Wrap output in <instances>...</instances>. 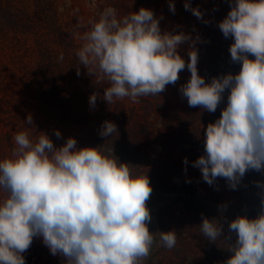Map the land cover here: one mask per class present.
Returning <instances> with one entry per match:
<instances>
[{"label":"rangeland","instance_id":"1","mask_svg":"<svg viewBox=\"0 0 264 264\" xmlns=\"http://www.w3.org/2000/svg\"><path fill=\"white\" fill-rule=\"evenodd\" d=\"M223 4V0H51L38 15L44 23L49 12L54 30L46 27L42 36L11 31L5 33L6 39L0 37V98L12 99L7 113L0 111L1 124L5 131L17 124L13 143L21 148L16 154L6 151L7 157L18 159L13 164L15 176L0 172V216L12 219L14 247L36 246L35 251L27 248L24 258L11 252L6 264H264V138L255 139L259 152L244 154L234 128L238 119L224 123L210 114L201 116L210 109L206 89L215 72L211 67L223 61L214 60L207 35L222 48L233 45L227 36L230 21L214 19L213 12L222 11ZM13 36L23 41H13ZM40 50L59 54L61 87L70 90V99L76 97L68 114L56 113L39 97L32 80L42 63ZM75 53L82 54L85 63L73 57ZM80 70L83 73L77 75ZM104 88L119 95L128 109L126 128L113 127V136L120 139L112 161L105 141L87 136L101 127L94 124L98 117L94 102ZM19 91H32L28 115L16 109ZM104 99L109 101L108 96ZM193 104L201 115L189 114ZM134 107L139 117H132ZM84 144L100 150L103 169L85 159ZM149 144L162 160L171 157L177 162L170 164V159L157 164L163 168L154 167L148 157L135 154L153 151H147ZM20 153L29 157L23 160ZM33 158L39 164L51 160L54 172L47 183L49 197L38 192L40 202L34 209L27 205L37 178L32 180L31 169L26 175V169L39 168ZM24 174L29 184L22 181ZM151 182L165 186L159 189ZM51 184L56 185L54 205ZM67 190L74 191L73 205L57 197ZM187 193L198 198L204 213L185 210L180 199ZM165 208L167 226L162 231L158 213ZM26 220L34 222V229Z\"/></svg>","mask_w":264,"mask_h":264},{"label":"trees","instance_id":"2","mask_svg":"<svg viewBox=\"0 0 264 264\" xmlns=\"http://www.w3.org/2000/svg\"><path fill=\"white\" fill-rule=\"evenodd\" d=\"M50 3L51 0H0V37L6 39L7 34L5 33L11 31H13V33L16 35L21 34L24 36L26 34H35L37 36H42L44 35L43 32L46 27H48L50 30H54V24L49 19L52 17V15L49 14V12L45 13V17H43V19H47L48 23H42L40 21L42 17L38 15L39 11H41V9L45 10L46 7H49ZM223 3L224 4L222 5V11H220L219 9V11L213 12L215 14L214 19L218 20L219 18H222L230 21L229 24L231 25L229 30L227 31V36L230 37L229 41H232L233 45H222L225 46L222 48L219 44H217L218 40L214 39L213 37L208 38L207 35L206 45L208 46V50L213 53L212 55L214 56V60H217L220 57L223 61H218L217 63L215 62L217 66L211 67L210 72L214 70L215 72H212L211 83H209L208 88L206 89L207 94L211 99V104H208L210 107L209 111L207 113L205 112L204 115H206L203 116L199 111L196 110L197 108L193 104L190 105L189 114H199L202 117H207V114H210L208 117H217L219 121H222L224 123L228 122V120L233 121L235 119H238L239 121L235 123L234 128H236L239 142L240 144H242L241 151L244 154L250 153V155H255L257 152H259L256 145L254 144L256 137H259L260 139L264 138V47L259 49V47L257 46L258 43L264 44V0H223ZM193 5H195V3H193ZM32 11L35 13H33ZM235 13L237 14V21H235L234 18V15H236ZM12 40L22 42L23 38L13 36ZM205 52V50H202V56L206 58ZM39 54L42 63L40 67L34 70L33 74L35 75V79L32 80L38 88V92L40 94L39 97H42L46 103L53 107L56 110V113L62 111L68 114L69 111L73 108L71 100L76 97L73 96L74 98L72 97V99H70V90L68 88L61 87L59 73L57 70L59 66L58 60H60L59 54H46L45 51L42 52L41 50ZM61 55L63 56V53ZM65 55L66 54H64V56ZM80 56L83 55L80 53H75L73 55V57H76L78 59L80 58ZM81 63H85L84 59H81ZM223 64H225L224 67ZM217 67L222 71L218 72ZM82 73L83 71L80 70V72L76 74L81 75ZM11 88L12 87L10 85L7 86L6 91H11ZM19 92L21 103L20 106L15 107L17 110H20L22 108L24 110L23 114H26L27 112H30L28 111V109H30V105L34 102V99L31 96L33 94L32 91ZM109 93L112 95H110ZM14 94L16 95L15 92ZM81 96L80 94L79 97L77 96L80 99V102L81 100H84L83 95ZM105 96H108L109 101L104 99ZM118 98L119 95H116L112 89H102V93L94 102L98 103V108L96 110L98 117H94L96 119V121H94V124H96L97 126L100 125L101 127L97 128L96 130L91 129L87 133L88 137L96 139L97 142L105 141L106 146L112 154L110 156L111 161L113 160L117 151L119 152L118 140L120 139V137L116 138L113 136V127L120 126V128L123 129L126 128L129 123L127 116L125 115L128 109L125 107L126 105L124 104V101H121ZM16 99L19 100L18 97H16ZM102 102H105L106 105L104 103L102 105ZM11 103V97L7 96L5 99L1 97L0 111H2V113H7V107ZM90 109L93 111V106ZM193 109L195 111H192ZM131 110L133 112L132 117H139L136 107L132 108ZM26 115H28V113ZM20 121L21 119H18L17 122L19 123ZM1 122L2 118L0 117V172L2 173L7 170V172L11 173V175L15 176L16 172H14L13 170V164L16 163V160L18 158L11 159L12 156L7 157L8 154L6 151L7 148H9L14 154H16L18 150H21L20 147L16 146L13 143L15 138L14 126H16L17 124L12 126L13 129L11 128V130L5 131V129L2 127ZM105 128H108V130H105ZM142 130L144 132H147V129ZM106 131H108V135L105 134ZM49 136L52 135L49 134ZM229 139L230 140H227L233 142V139L231 137ZM87 147L88 146H86L85 144L83 145V148L85 149V153L83 152L85 159L90 164H95L94 167L96 169H103L100 166V150H95V147L93 145H90L88 148ZM144 147L145 145H138L137 148L140 149ZM148 148L149 149H147V151H149L153 147L152 145H150L148 146ZM104 153L108 154L109 152L104 151ZM135 154H137L138 156H142L143 158L148 157L147 159L156 163L154 167H161L157 164H166V162L171 159V157H168L162 160V157L159 156L158 151H155L154 148L153 151L144 152L143 154L135 151ZM20 155L23 160L29 157V154L26 155L20 153ZM6 159L8 160L6 161ZM18 162H20V158ZM32 162L33 164H37L38 159L33 158ZM176 162L177 160L175 158L170 160V164ZM38 165L39 168H37L36 171H34L33 168L26 169V175L30 169L32 170V180H34V177L37 178V183L34 184V187L30 189V196L28 195L31 201L30 203H28L27 207L33 209L35 204L37 202H40V198L37 197L38 192L43 194V196L49 197V193H46L48 192L47 183L52 182L54 177V172L51 169L53 162L51 160L47 159L45 162L42 161L40 164L38 163ZM10 168H12V170ZM22 181L26 184H29L25 174L22 177ZM65 181L66 177L61 179L59 181V184L64 185ZM151 183L159 189L161 186H165V182H163V185H156L153 182ZM88 184L92 185L90 181ZM51 188V203H53L54 205L57 202L56 195L54 194V192L56 191V185L51 184ZM63 188L64 187H62L61 190H63ZM70 189H72V185H70ZM178 191L180 194H184L183 190ZM73 192L71 190H67L63 192L62 195H57V197H59L60 200H69L68 202H62L73 205ZM76 194L79 193L76 192ZM185 196L187 197L183 198V200H180L181 203L184 204V208L187 212H194L199 215L205 212L199 209L198 198L193 193H187V195ZM87 200L90 201V199ZM166 210H168V208L162 209L161 213H158L159 224L161 225L160 227L162 231H165L164 228H166L167 226L165 214L162 213ZM91 213L92 211L89 213L90 216ZM208 214L210 216H214L217 219L220 216L214 213ZM250 214L251 213H249L248 216H250ZM225 218L228 217L225 216ZM26 222L29 226L32 227V229H34V222L32 220H26ZM11 224L12 219L8 218V216H0V256H2V264H6L7 262H9V255H11V252L15 250L16 251L14 253L17 256H22V253L26 252L27 248L33 251L36 250V246L34 244L30 246L16 245V247H14V245L16 244V239H14V229H12ZM262 255L264 257V253ZM38 256L39 253H37V257ZM22 258L24 257L22 256ZM25 264L29 263L25 262Z\"/></svg>","mask_w":264,"mask_h":264}]
</instances>
